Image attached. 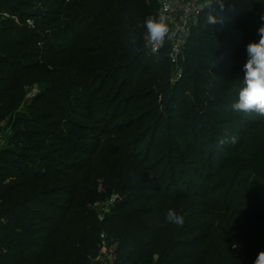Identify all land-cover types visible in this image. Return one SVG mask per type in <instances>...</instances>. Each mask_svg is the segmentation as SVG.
<instances>
[{"label": "trees", "instance_id": "16d2710c", "mask_svg": "<svg viewBox=\"0 0 264 264\" xmlns=\"http://www.w3.org/2000/svg\"><path fill=\"white\" fill-rule=\"evenodd\" d=\"M47 1L56 6L51 12H43L38 0H0V6L15 11L12 13L21 6L31 8L21 14L42 25L41 29L31 28L22 15V20L17 21L13 14L0 10V74L10 73L6 77L0 75V123L5 120L6 127L15 129L8 145L17 144L15 149L8 146L0 150V264H96L102 233L117 243V264H203L207 253L213 257L209 264H254L260 246H264V124L239 148L224 149V167L228 170L213 190L197 192L196 196L182 192L170 196L168 190L160 193L165 201L136 207L135 201L155 198L144 193L138 194L137 200L127 196L102 221L87 208V195L97 190L100 177H104L107 189H112L114 183L138 189L145 186L149 172L153 177L149 189L158 191L165 184L164 174L156 173L161 163L151 162L141 172L132 165L126 178L121 174L116 177L105 167L104 176L93 178L90 170H85L86 174H68L62 168L43 164L45 156H38L43 150H59H55L59 143L78 145L63 131L52 130V119L63 115L60 104L68 107L70 101L80 99L84 104L86 100L82 101L74 91L94 87L99 79H110L109 96L117 101L129 81L136 78L134 85L141 90L132 97L140 96L135 103L148 101L143 119H151L149 124L154 128L163 121V110L177 112L189 99L197 107L214 101L215 87L223 84L220 69L225 64L218 40L210 33L195 34L193 30L184 56L174 62L170 46L153 54L145 43L144 21L148 16L159 18L158 0ZM221 14L224 22L215 29L211 27L209 32L222 29L221 39L229 38L235 43L242 37L240 20L226 9ZM261 17L264 0H260L259 10L247 18L245 25H255L258 33L264 24ZM99 23L101 27L114 25L110 31L112 39L97 36L96 30L89 32L91 27L98 28ZM133 36L138 37L135 45L131 43ZM255 39L258 41L259 35ZM99 41H103L102 45L90 46ZM232 50L238 53L237 45ZM68 56L71 60L55 70V61ZM33 83L46 91L40 99L48 93L57 98H49L41 105L37 101L25 104L27 85ZM114 116L111 112L100 120L95 115L94 119L102 124ZM189 121L198 123L197 118L190 117ZM106 145L111 163L124 158L116 142L107 141ZM39 159L42 161L38 167L30 170V165ZM199 159L200 155L192 162L201 164ZM96 160V156L89 155L76 165L86 169ZM61 165L76 170L71 162L61 161ZM40 168L47 174H42ZM216 171L210 172L204 181ZM193 172L201 175L200 170ZM19 175L22 178L2 184L6 178ZM178 176L184 179L187 175ZM189 189L192 191V187ZM181 195L185 205L178 198ZM169 208L184 217L182 227L165 221ZM234 244L238 247L234 248Z\"/></svg>", "mask_w": 264, "mask_h": 264}, {"label": "rangeland", "instance_id": "374dc122", "mask_svg": "<svg viewBox=\"0 0 264 264\" xmlns=\"http://www.w3.org/2000/svg\"><path fill=\"white\" fill-rule=\"evenodd\" d=\"M70 1L66 0V3ZM223 2L224 9L229 10L233 18L240 20L238 28L242 33H240L242 35L241 39H238L235 43L229 38L221 39L224 33L222 29L211 30L212 32H209L212 26L205 23V12L202 22L200 21V25L194 29L195 34L209 35L210 33L212 38L218 40L219 49L222 50L221 55L225 64L220 69V77L223 84L222 86L215 87V93L212 95L214 101L197 107L192 104V99H189L184 102L177 112L163 110V121L154 128L152 124H149L151 119H143V116L146 114L144 111L148 107V101L142 99L139 103H135L134 100L140 96L132 97V94L138 93L141 90L140 86L134 85L137 83L136 78L129 81L124 89V93L117 101H113L109 96L108 87L111 83L110 79L104 81L99 79L94 87L78 88L74 91L78 98L80 96L82 101L86 100L84 104L79 102L81 101L80 99L78 101H70V106L68 107L61 104L58 106L63 115L52 119L55 120L51 126L52 130L63 131L66 136H69L72 140H76L74 142L75 144L77 142L78 145L69 146L67 143H59L60 145L55 147V150L60 148L57 151L48 149L38 152L40 158L45 156L43 164L46 162L50 166L62 168L68 174L73 175L83 174L85 170H90L89 174L93 178L104 176L106 172L105 167H107L111 169V172L116 173V177L118 174H121L123 178H126L127 171L132 165L141 172L145 171L146 166L151 162L161 163L156 173L164 174L163 179L165 180V184H161L158 191L149 189L148 184L153 178L152 175L148 174L149 172L146 173L145 186L138 189L125 187L122 183H114L112 189H107L104 185V177H100L97 190L87 195V208L92 209L98 214L99 221L103 220L106 213L112 212V208L117 202L127 198V196H132L137 200L138 194L144 193L155 198L151 201H143L144 199L135 201L133 207H136L142 205L150 206L165 201L164 199L166 198L162 197L161 194H164L168 190L170 196L172 193L177 196L178 192H182L181 194L186 193L189 196H196L197 192L213 190L215 183L220 181L223 173L228 170V167H224L226 164L224 163V149L234 150L239 148L245 143L251 133L258 130L264 124V119L258 115L254 113H237L230 107L233 101L238 98V92L244 83V64L248 59L246 46L250 42H258L255 39V35H258L256 33L257 27L255 25L246 26L245 23L250 15L259 10L260 0H223ZM38 3L43 12L48 10L51 12L56 8L51 1L38 0ZM57 3L61 2L57 0ZM30 9L21 6L18 9L20 12L12 13L15 11L0 6V10H6L4 12L8 15L13 14L11 16L17 21L21 19V11H30ZM22 18H25V23L29 27L41 29L42 25L40 23L36 24L33 18H28V15H22ZM91 25L89 24V26ZM101 26L99 23L98 28L91 27L88 30L89 32L96 30L97 36L104 37L107 35L109 39H112L110 31L113 30L114 25ZM102 43L103 41H99L90 44V46L95 48L102 45ZM236 45L238 53L232 50ZM226 47H230L231 50L226 49ZM234 53L237 54L236 57ZM70 57L56 60L55 66L57 67L55 70L61 69L66 61L71 60ZM45 60H47V57ZM74 63L77 64L78 60L74 59ZM68 64H70V61ZM89 64L92 65V62H89ZM90 65L89 68H91ZM49 67L54 68V65H50ZM0 75L6 77L10 73L5 71ZM27 88L25 104L37 101V104L41 105L42 102H46L49 98H57L55 94L48 93L46 98L40 99V96L45 95L46 91L38 83H33L31 86L27 85ZM65 96L66 93L64 92ZM111 112H114L115 116L108 123L104 121L100 124V122L96 121L97 119H94L95 115L100 120V118H105V114H111ZM190 117L192 120L197 118L198 123L196 125L191 123L189 121ZM6 126L8 125L5 120L0 123V150L8 146H11L13 149L17 147L16 142L8 145L9 138L15 129ZM233 135L238 137V141L235 144L230 142L221 143L222 141H227L228 137ZM49 141L45 143L47 144ZM107 141H111V144L113 142L117 143V146L124 155L123 159L119 158L115 163H111L108 160L111 152L105 150L109 147V145H106ZM146 150L149 151V154H145ZM66 152L68 153L66 154ZM46 155H52V157L47 158ZM89 155L96 156L97 160L94 163H90L86 169H81L79 165H76L77 162L82 161ZM198 155H200L199 160L201 164H194L192 160L195 157L197 158ZM228 156L230 157V155ZM41 161L40 159L34 161L35 163L30 165V170L37 168ZM61 161L71 162L72 165H76L75 169L78 171L66 169L61 165ZM182 161L185 162L182 163ZM212 163L215 164V167L212 166ZM39 170L42 174H47L45 169L40 168ZM193 170H200L201 175H193ZM53 171L52 174L54 173ZM212 171H216V173L214 172L215 175L204 181V178ZM50 173L51 170L48 174ZM178 174L187 176L181 179ZM20 178H22L20 175L15 176V178L8 177L2 181V184H10ZM112 182L115 181L112 180ZM194 184L200 186H195ZM189 187H192V191ZM183 197L182 195L178 196V198H182L183 202L181 204L185 205L186 201ZM196 200L199 201L198 199ZM114 245L116 246L117 243ZM260 247L261 250H264V246ZM212 259V255L207 253L202 258V263L209 264Z\"/></svg>", "mask_w": 264, "mask_h": 264}, {"label": "clouds", "instance_id": "9594fccd", "mask_svg": "<svg viewBox=\"0 0 264 264\" xmlns=\"http://www.w3.org/2000/svg\"><path fill=\"white\" fill-rule=\"evenodd\" d=\"M217 6H219L217 8ZM224 9L223 0H204L202 10L205 11V23L213 27L222 24L225 17L221 14ZM264 20V17H261ZM145 37L147 45L151 46L153 54L158 53L164 46L165 39L169 36V26L165 17L159 18L148 16L144 21ZM258 42H250L246 46L248 59L244 64V83L238 92V98L233 101L230 107L237 113L256 114L264 119V24L258 30ZM138 37L133 36L131 43L135 45ZM238 137L230 136L227 141L235 144ZM165 221L182 227L184 217L175 209L169 208L165 214ZM238 247L234 244V248ZM254 264H264V250L258 252Z\"/></svg>", "mask_w": 264, "mask_h": 264}, {"label": "built area", "instance_id": "2783aa9c", "mask_svg": "<svg viewBox=\"0 0 264 264\" xmlns=\"http://www.w3.org/2000/svg\"><path fill=\"white\" fill-rule=\"evenodd\" d=\"M158 15L165 17L169 26V36L165 39L164 46H170L171 57L174 62L184 56L185 45L193 30L200 24L202 18V5L204 0H158ZM146 43V38H145ZM146 46L151 50V46ZM162 47V48H163ZM161 48V49H162ZM100 253L95 258L96 264H117L119 252L117 247L101 234Z\"/></svg>", "mask_w": 264, "mask_h": 264}]
</instances>
